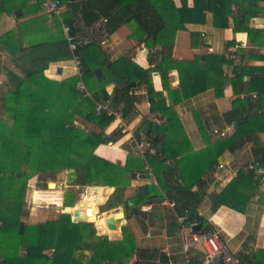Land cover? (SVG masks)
Returning <instances> with one entry per match:
<instances>
[{
  "label": "trees",
  "instance_id": "obj_1",
  "mask_svg": "<svg viewBox=\"0 0 264 264\" xmlns=\"http://www.w3.org/2000/svg\"><path fill=\"white\" fill-rule=\"evenodd\" d=\"M37 1L39 4L45 2ZM57 1L60 6L67 8V13L63 14V21L57 17L56 20L61 25L63 22L70 26L73 37H78L84 27L92 26L99 19V15H94L92 9L93 5L102 3L107 5L108 10H112L110 14L106 13L105 24L110 34L123 24L134 21L141 29L142 36L132 39L150 49H160L150 54L149 61L154 67L144 69L129 56L114 64L109 63L97 43L82 47L78 45L75 54L79 57L83 80L91 94V97H85L77 87L81 80L78 75L63 81L51 80L45 75L51 64L74 59L62 27L56 40L16 47L14 55H17L16 62L20 64L22 75L10 72L8 94L0 100V264H127L135 254L142 256L150 251L145 247L139 248L130 230L124 227L119 248L121 251L118 254L115 242L108 236H97L94 223L75 224L67 214H60L56 220L27 225L23 219L27 215L25 199L30 195L29 181L38 177L46 182L66 170L74 172L72 185L114 187L115 191L106 205L109 209L122 206L128 219L142 216L145 213L141 210L142 206L157 200V197L150 194H160L162 190V200L174 203L176 212L187 216L188 222L197 220L202 226L201 233L214 232L211 224L203 217H198L197 208L202 195L194 191V187L201 182L199 173L202 165V174L205 175L218 164L224 152L234 153L248 143L253 144V156L264 168V144L260 141V135L264 134V112H260L263 110H260L259 101V96L264 93V66L246 67L234 63V77L228 79L224 77L223 68L232 62L223 55L197 56L192 61L174 60L172 50L175 36L186 24L204 23L206 13L211 12L214 26L227 28L232 19L233 31L247 33L250 44L255 46L260 39H264V30L252 28L250 22L264 13V8L251 0H194L192 7L188 6L187 0H181L180 7L174 0ZM8 13L7 7L0 5V16ZM11 35L6 34L2 41H7ZM194 36V43H197L199 36ZM237 54L241 60L256 56L252 50L250 53L243 48H239ZM202 63L206 66L203 67ZM97 69L103 71L102 79L96 78ZM172 70H177L180 76V90L176 92L166 85ZM153 72L161 74L164 90H168L171 99L175 95L180 97L178 102L166 107L164 94L154 90ZM246 76L250 77L248 81H245ZM112 82L116 87L109 95L106 87ZM229 83L237 94H259L256 101L251 100V104L247 103V96L236 99L233 109L224 116L228 123L235 124V133L231 137L218 139L199 153L185 157L182 155L180 160L175 159V166H170L166 164L168 159L178 155L169 152V144L172 142L170 134L165 126L155 127L152 124V132L148 133L153 139L151 149L155 151L147 153L145 158L141 155L129 156L122 167L95 154L99 146L114 141L113 136L105 133L113 118L106 112L98 116L96 103H112L125 116L137 101L133 95L135 89L146 85L151 115L156 116L160 112L161 116L167 118L168 126L172 121L173 106L182 98H191L212 87L221 96ZM87 123L95 124L99 132L81 126ZM203 128L206 129L205 126ZM192 161L194 169L188 170ZM147 164L152 168L158 185L148 186L146 194L125 198L131 182L147 174ZM180 177L184 183L180 184ZM259 186L260 178H256L255 171L241 169L225 188L224 200L220 195L214 196L213 208L217 209L224 201L240 203V200L245 199L248 202L257 195ZM74 189L73 193L69 187L62 192L36 191L33 204H64V207L78 210L86 220L89 210L92 213L95 211L93 207L98 201L101 188L91 190L89 194L83 192L82 202L78 206L81 189ZM58 193L63 197H58ZM243 250L244 255L237 258L238 264H260L255 262L252 253L246 252V247ZM206 254L204 247L192 248L189 264H203ZM160 259L161 264H167L166 257L160 256ZM138 262L144 264L140 260Z\"/></svg>",
  "mask_w": 264,
  "mask_h": 264
},
{
  "label": "crops",
  "instance_id": "obj_2",
  "mask_svg": "<svg viewBox=\"0 0 264 264\" xmlns=\"http://www.w3.org/2000/svg\"><path fill=\"white\" fill-rule=\"evenodd\" d=\"M251 1L264 8V0ZM174 2L180 7L181 0H174ZM193 2L194 0H187L188 6L192 7ZM0 5L6 6L9 10L8 14L0 16L1 100L3 97H6L9 91L8 75L10 72L22 75L19 68L20 64L16 62L17 55H14V53L17 52L16 47L21 45L27 47L34 42H51L56 40L59 38L63 27L56 18L46 11L44 3L39 4L37 0H0ZM93 6V14L99 15V19H97L92 26L84 27L83 33L81 32L82 34L79 35L78 45L82 47L89 43H97L106 55L108 62L111 64L129 56L136 64L144 69L154 67V65L150 63L149 57L153 51L156 52L160 47L150 49L144 46V44L140 45L138 40L132 39L134 37L137 39L142 36L141 29H139L134 21L123 24L115 32L110 34L105 24L107 21L106 13L110 14L112 10H108L107 5L102 3H97ZM233 9H235V6ZM17 11L20 12L19 15L16 14ZM65 13H67L66 7H64V14ZM104 20L106 21L104 22ZM79 26L82 27V24L79 23ZM250 26L254 29L264 30V13L253 18L250 22ZM233 27L234 24L232 19H230V25L227 28H218L214 26L213 14L207 12L204 23L186 24L184 29L176 33L172 58L176 61H192L197 56L209 54L225 56L229 47L238 46L250 53L252 50V54H256V56L241 60L238 54V61L236 63L234 62L235 64H241L246 67L264 66V39H260L255 46L251 45L248 34L244 32L235 33ZM8 33L12 34L10 39L2 41L4 36ZM194 35L199 36L197 43H194ZM202 35L205 36L203 37ZM230 42H234L235 44L230 45ZM209 48H213L215 52L208 53ZM234 63L232 62V64H226L224 66V77L228 79L234 77ZM76 64L74 59L71 61L53 63L45 72V75L51 80L63 81L77 75ZM202 66L205 67L206 64L202 63ZM59 68H61V74L58 73ZM97 70L102 73L103 78V71L101 69ZM249 78V76H246L245 81H248ZM83 82L85 84L84 80ZM92 82L94 83V81ZM152 84L156 92L164 94L166 107H169L170 103L180 100V97L176 95L172 99L168 96V90H164L162 77L159 72L152 73ZM166 85L171 91L176 92L180 90V76L177 70H172L170 72L169 80L166 82ZM115 87L116 84L114 82L106 87L109 95L113 93ZM146 87L147 86L144 85L135 89L133 95L136 97L137 101L134 102V106L130 105L131 107L128 109L126 115L120 119L123 124V130H121L119 120L116 119L112 120L111 124L107 126L105 133L107 136H113L114 141L99 146L95 151L98 157L124 167L129 156L141 155L136 146V137H138L139 133L142 131L152 132L150 125L152 126V124H155V127L165 126L167 132L170 134L172 142L169 144V152L170 154L178 155L176 158L168 159L166 164L175 166V159L178 161L181 159L182 155L185 157L186 155L199 153L207 149L211 144L213 145L216 143L218 139H221L213 135L212 130L214 128L227 130L229 132L228 137H231L235 133V124L228 123L224 116L233 109L236 99H244L247 96L245 93L237 94L233 86L229 83L225 86L221 96H218L216 88L212 87L191 98H182V101L173 106L174 112L171 115L172 121L170 122L171 124L167 126L166 122L168 123V120L166 117L161 116L160 112H158L156 116L151 115V103ZM254 94L257 96L255 99L251 98ZM258 95V93H253L248 95L247 99L250 98L256 101ZM259 97L260 110H263L260 112H264V93ZM108 104L114 111L122 113L121 109L116 108L112 103ZM81 126L89 131L99 132V128L93 123L81 124ZM203 126H205L206 129H204ZM260 141L264 144V134L260 135ZM252 149L253 144L248 143L245 147L234 153L230 151L224 152L219 158L218 164L205 175L202 174L204 170V166L202 165L200 168L201 173H199L202 177L201 182L194 187V191L200 192L202 195V201L197 208L198 217H203L213 226L214 232L220 234L227 250L236 260V263L227 264H238L237 258L244 255V247H246L247 253L250 252L253 254L255 262L264 264V190L259 186L257 195L248 202L245 199L243 201L240 200V203H230L229 201L226 203L224 201L217 209L213 208L215 206L214 196L220 195L224 200L223 195L226 192L225 188L237 177L238 172L256 161ZM148 153L152 154L154 152L149 151ZM141 157L143 156L141 155ZM221 159H224L223 163L222 161L220 162ZM220 164H224V167L220 168ZM190 169H194L193 161L188 166V170ZM179 181L180 184L184 183L181 177ZM140 185H146V193H148V186H151L148 183V179L143 181L138 178L137 180H133L127 187L125 198L130 199L137 195H142L138 193V187ZM100 188L107 190L109 187H93L92 190ZM110 188V193L108 197L105 198L106 200H108L115 191L114 187ZM159 190L161 189L159 188ZM159 192L160 194H150L154 198L157 197L156 202H151V204L142 206L141 210L145 212V216H133L128 219L125 209L122 206L114 209L108 208L111 213L107 214V217L98 216V205L104 200L101 190L98 201L95 207H93L95 211L92 213V210H89L87 219L93 220L95 225H97V236H103V234L108 236L107 233L110 232L106 222L109 217L117 218L120 216V213L123 214L126 224L120 229L122 236L123 228L127 227L133 234L138 247H145L150 250L142 256L135 254L134 262L140 260L144 264H161L160 256H163L166 257L167 264H189L186 263L185 255L182 251L181 229L178 222V217L185 215H179L168 201L162 200L164 191L161 190ZM62 197L63 195H61V198ZM31 202L33 203V200ZM34 205L42 206V204ZM44 206L47 207L50 205L44 204ZM144 208L146 210H143ZM65 209L66 207L61 210L62 214L66 212ZM179 209H181V207ZM27 214L28 215L23 219L27 225H36L45 222V219L42 218L46 216L45 212L40 216L37 211H30V213ZM187 224L194 225V231L196 233H199L202 229L201 224H199L197 220H191V222L187 221ZM199 226H201L200 230L196 231V227ZM121 240L122 237L118 240H111L115 242L114 244L117 246L116 249L118 250V254H120L121 251V249H119ZM201 247H203V245H198L193 249Z\"/></svg>",
  "mask_w": 264,
  "mask_h": 264
},
{
  "label": "built area",
  "instance_id": "obj_3",
  "mask_svg": "<svg viewBox=\"0 0 264 264\" xmlns=\"http://www.w3.org/2000/svg\"><path fill=\"white\" fill-rule=\"evenodd\" d=\"M44 6L46 11L51 14L56 16L57 18H59L61 21L62 20V16L64 14V7L60 6V2L57 0H45L44 2ZM106 20H104L105 22ZM62 27H63V32L67 38V40L70 43V49L73 52V57H74V61L77 63V75L80 77V82L78 84V89L83 92L85 94V97H91L90 93L88 92L84 82H83V72H82V65L79 61V57L75 54V50L78 47V41H79V36L78 37H73L71 36L70 32H71V27L62 23ZM203 37L205 35H202ZM239 47L238 46H233V47H229L227 49V52L225 54V58L226 60L230 61V62H237V58H238V51ZM214 49L213 48H209L208 49V53H214ZM253 98H257V96L254 94ZM106 112L107 115L109 117H112L113 120H119L120 126H121V130L122 129V121L120 119H122L123 115L122 113H120L119 111H114L109 104L107 103H96V113L99 116L101 113ZM212 133L215 137L221 138V139H226L229 136V132L227 130H221L218 128H214L212 130ZM136 146L137 149L139 151V153H141V155L145 158L147 153L149 151H155L152 150V142L153 139L152 137L149 135L148 132L142 131L141 133H139V136L136 137ZM220 168L224 167V164H220L219 165ZM244 170L246 171H255L256 173V178H260V187L264 190V168L262 166H260V164L258 162H252L251 164L247 165L246 167H244ZM146 171H147V179H148V183L150 185H158L157 182V178L152 170V168L150 167V165L147 164L146 166ZM164 195V194H163ZM165 200V199H164ZM168 201L171 206L174 207V203L170 202L169 200H165ZM143 210H146L145 208ZM188 221V217L187 216H181L178 217V222L180 224V229H181V239H182V251L183 254L185 255V259H186V263L189 262V258H188V253L190 252V250L194 247H197L198 245H203L207 252L208 255L205 259V264H209L212 261H214L219 255L221 254H227V249L225 247V245L223 244V241L220 239L219 235L217 233H196L194 231V225L191 224H187ZM47 254L50 255V253L47 252Z\"/></svg>",
  "mask_w": 264,
  "mask_h": 264
},
{
  "label": "rangeland",
  "instance_id": "obj_4",
  "mask_svg": "<svg viewBox=\"0 0 264 264\" xmlns=\"http://www.w3.org/2000/svg\"><path fill=\"white\" fill-rule=\"evenodd\" d=\"M54 18H56V16L52 15ZM63 20V19H62ZM63 23V22H62ZM73 170H66L62 173H60L55 179H48L46 182H43L42 180H39L38 177H34L29 181L30 186V195H28V197L25 199V212L30 213V211H37L38 215L40 216L43 212H45L46 216H43L42 218H44L45 222L46 221H52V220H56L58 219V216L61 213V210L64 208V204L60 205V204H54V203H46L50 206H44V204H42V206H35L31 201L34 199V195L36 191H46V190H52V191H60L62 192V190H65L67 187H69V190L71 191V193H73V190H75L74 188L79 187L81 189L80 192V201L77 202V206L79 204H81L82 202V197H83V192L89 194L90 192H92L91 190L93 189V187H81V186H75L72 185L73 182H71L73 180ZM51 183H55L56 187L55 188H50ZM46 188H45V187ZM103 187V186H100ZM107 188V186H104ZM41 188H45V189H41ZM102 190L103 193V197L104 200L101 201V203L98 205V216L99 217H103L106 216L107 214L111 213L108 210V207L106 205V197H108L110 190ZM31 200V201H30ZM33 208V209H32ZM38 208V209H37ZM74 208H78V207H74ZM48 214V216H47ZM28 215V214H27ZM93 223V222H91ZM95 228L97 227V225H95ZM130 228V227H129ZM130 230V229H129ZM102 231V230H100ZM96 232H98V228H96ZM119 232V230L117 231ZM108 234V233H107ZM121 234V232H120ZM132 234V233H131ZM133 235V234H132ZM102 236V235H101ZM103 236H107L105 234H103ZM122 237V234H121ZM134 237V236H133ZM135 239V238H134ZM134 257L127 263V264H134Z\"/></svg>",
  "mask_w": 264,
  "mask_h": 264
},
{
  "label": "water",
  "instance_id": "obj_5",
  "mask_svg": "<svg viewBox=\"0 0 264 264\" xmlns=\"http://www.w3.org/2000/svg\"><path fill=\"white\" fill-rule=\"evenodd\" d=\"M17 15L20 14L19 11L16 12ZM58 73L61 74V68L58 69ZM95 75L97 76L98 79L102 78V73L97 70L95 71ZM248 104L251 103V99L248 98L247 99ZM224 159H221L220 162L222 161L223 163ZM140 180H147V176L146 175H141L138 177ZM108 189H111L110 187ZM107 189V190H108ZM147 191V186L146 185H140L138 187V193L139 194H143L146 193ZM61 196V194L59 195L58 193V197ZM66 212L64 214L70 215L71 216V221L75 224H81V223H85V217L83 214H81L78 210L74 209L72 207H66ZM121 217L115 218V217H109V219L107 220V228L109 230L110 233H108V237L110 240H118L121 239V234H120V229L126 224V220L123 218V214H121ZM142 216H145V213L142 214ZM200 227H196V231L200 230ZM119 230V233L117 232ZM134 264H139L138 261H136ZM211 264H225V256L224 255H220L216 260H214L213 263Z\"/></svg>",
  "mask_w": 264,
  "mask_h": 264
},
{
  "label": "bare ground",
  "instance_id": "obj_6",
  "mask_svg": "<svg viewBox=\"0 0 264 264\" xmlns=\"http://www.w3.org/2000/svg\"><path fill=\"white\" fill-rule=\"evenodd\" d=\"M56 187V184L55 183H51V185H50V188H55ZM122 215H121V213H120V216L119 217H121ZM118 218V217H117ZM86 222H93L94 223V221L93 220H90V219H86L85 220ZM199 233H201V231L199 232ZM210 233H217V232H210ZM218 235H219V237H220V239L222 240V238H221V236H220V234L219 233H217ZM223 241V240H222ZM223 244H224V242H223ZM225 245V244H224ZM204 247V246H203ZM225 247H226V245H225ZM205 248V247H204ZM206 249V248H205ZM227 249V248H226ZM206 252H207V250H206ZM189 254V253H188ZM207 255H208V252H207V254H206V256L204 257V259H203V264H205V259H206V257H207ZM221 255H224L225 256V264H227V263H236V260L232 257V255L229 253V251L227 250V254H221ZM220 256V255H219ZM218 256V257H219ZM217 257V258H218ZM216 258V259H217ZM215 259V260H216ZM214 261H212L211 263H213ZM189 263V262H188ZM211 263H209V264H211Z\"/></svg>",
  "mask_w": 264,
  "mask_h": 264
}]
</instances>
